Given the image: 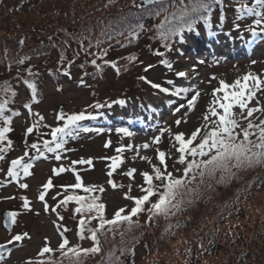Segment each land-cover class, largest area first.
<instances>
[{"label": "rangeland", "instance_id": "1", "mask_svg": "<svg viewBox=\"0 0 264 264\" xmlns=\"http://www.w3.org/2000/svg\"><path fill=\"white\" fill-rule=\"evenodd\" d=\"M259 10L258 6L257 11ZM258 18L255 15H241L234 1L224 0L211 19L210 28L204 22H199L194 32L185 31L183 39L179 38L168 52L167 60L173 64V71H169L165 65L161 64L158 57L154 58L155 45L144 44V41H141L140 43L144 46L139 54L142 56L136 62L141 63V66L139 65L138 70L135 68L119 78L108 76L106 81L97 82L98 84L93 81L81 84L77 81L78 72L75 70V80L65 79L61 88L53 80H48L44 88V98L34 104L31 110L22 105L26 100L22 90L17 104L21 111L8 125L11 131L7 134L12 148L8 147V150L0 153L4 157L0 160V243H6L13 231L28 232L31 239H26L23 245L17 244L11 256L6 258L5 264H22L23 261L37 257L45 242V237L49 239L51 247L57 248L62 239L61 231L71 243L75 244L78 241L72 204H67L57 210L64 217V220L60 221L54 212L45 213L42 203L37 199L39 191L42 190L41 186L49 178L52 179L54 187L49 190L46 199L53 207L64 196L65 191L62 186L76 183L75 176L78 172L84 185H97L105 188L103 193L94 194L99 196V201L106 205V217L112 218L113 213L120 207L130 211L134 206V201L124 198L127 185L132 184L130 195H142L138 187L143 183L140 173L151 171L150 165L142 157L148 156L154 163L157 162V154L154 150L156 147L166 150L172 140V135L176 132L185 133L187 138L196 128L205 124L203 116L207 114L212 100V90L219 85L220 79L232 83L249 71L264 76V24L257 26L255 20ZM249 28H254L256 34L253 35L248 30ZM34 61L43 67L39 60ZM253 61L256 63L253 64ZM149 64L154 67L145 72L144 69ZM136 70L148 80L169 89H173L174 86L200 89L201 96L195 108L187 107V99L193 94L191 92L176 96L171 92L164 93L154 89L149 84L148 87L151 90L147 88L145 93L135 91L137 85L141 83L137 78V73L136 77H133ZM182 70L188 73L187 79L175 75L176 71ZM6 76L8 74L0 73V79ZM168 80H173L174 85L168 84ZM141 94H146V99L152 106L149 105L150 103H145L146 100L142 99ZM118 98L124 103L117 104ZM96 103L109 106V108L103 107V110L98 113L97 108L90 107ZM181 104L185 107L177 112L176 109ZM250 106H264V93H258ZM241 111L238 106L233 108L237 116ZM60 112H64L66 116L84 112L86 119L90 114L98 113L96 118L99 126L87 128L89 131L78 129L62 138L64 148L59 150L61 160H56L55 153L45 151L44 142L51 141L53 139L51 132L56 127H62L66 122L58 119ZM178 119L182 121L179 125L175 123ZM249 119H264V113H254ZM33 124L36 125L33 132L27 133V128ZM121 128L128 129L133 135L126 136L118 131ZM165 128L171 129L172 135L164 132L161 143L153 145L154 138L160 136L161 130ZM108 141H111V144L105 147ZM8 143L7 141L5 145ZM34 143L40 146V151L44 155H39L36 149L31 148ZM145 143L150 144L148 149L141 147ZM128 145L132 147L125 148L122 154L116 151L117 148ZM21 157L24 158L25 163L32 165L31 176L25 177L23 174L20 176V182L27 183L28 189H21L19 184L7 175L11 161ZM111 157H120L123 160L111 177L117 184L124 185L123 188L112 189L107 182L109 179L107 173L111 170L110 165L112 164ZM176 158L175 150H173V159ZM81 159H91L93 163L91 165L72 164V161ZM173 159L167 161L168 170L173 171L175 176H181L184 166L174 164ZM61 166L68 168L69 171L55 175L53 169ZM131 168L137 170L134 179L125 175ZM25 196L39 211L38 216L32 212L23 211L22 197ZM239 197L242 202V213L225 212L216 219L218 212L211 211L214 209L212 208L208 215L200 216L203 223L198 229L187 230L186 233L175 231L172 240H166V248L155 251L152 257L144 258L146 251L139 247L137 264H184L190 255L201 249L199 240L207 239L214 233L221 235L227 241L223 240L225 242L223 250L219 251L212 262H226L231 257V262L234 261V264H248V258L252 256L249 264L264 263V257L257 256L263 254L258 244L264 243V184H261L252 194L248 196L242 194ZM5 211L21 213L17 218V224L13 225L11 230L5 228L3 223ZM56 225L62 226L59 231ZM256 237L261 238L257 240ZM242 240H244L243 243L253 240L250 249L242 245ZM84 245H91V240H84ZM58 253V251L55 252L56 256ZM240 257L243 258L242 262Z\"/></svg>", "mask_w": 264, "mask_h": 264}, {"label": "trees", "instance_id": "2", "mask_svg": "<svg viewBox=\"0 0 264 264\" xmlns=\"http://www.w3.org/2000/svg\"><path fill=\"white\" fill-rule=\"evenodd\" d=\"M232 1L235 2L237 9L242 3L258 8L255 0ZM189 2L190 0H184V3ZM209 2L212 8V19L221 3L218 0H209ZM179 5L180 0H165L163 4L148 6H144L142 0H0V73L8 74L0 79V103L8 101L3 114L0 115V128L8 127L9 124L5 123L6 117H10L12 121L20 113L21 108L17 104L22 90L26 96L22 105L31 103L33 106L44 98V88L47 86L48 80H53L61 88L65 79L75 80V70L78 72V83H81L82 80L85 84L88 81H93V83L106 81L108 76L119 78L135 68L138 70L139 65L141 66V63H136L142 56L139 54L144 46L140 43L141 41H144V44L155 45V53H164V56L155 54L154 58L158 57L159 61L167 59L168 52L177 43L180 36H175L168 41L171 45L170 49L165 48V42L159 38L157 25L164 21L165 16L170 15L174 10L173 6L179 7ZM93 7L94 10H92ZM157 12L159 15L156 14ZM199 22L204 21L199 20ZM138 25H143L144 30L140 31ZM134 30L139 33L138 36L129 35ZM104 52H107L106 56L102 55ZM131 55L138 57V60L129 62L126 58ZM20 59H24L23 64L17 63ZM93 59L102 66V70H98L92 64ZM34 60H39L43 67H40L39 63ZM106 60L116 62L121 69L120 72L117 73L110 64H106ZM29 69L31 72L28 71ZM137 70L133 77H136V73L138 74L137 78L143 76ZM25 81L37 85L36 100H31V90ZM139 82L141 83L137 85L135 91L145 93L149 88L148 83L141 80ZM6 84L11 87V91L7 93L3 91ZM149 89L151 90V88ZM13 92L16 93L15 96H13ZM141 96L146 100L145 103H150L146 99V94H141ZM120 100L118 98L116 103L118 104ZM105 101L107 102V100ZM149 105L152 106L151 103ZM105 107L109 108V106ZM97 110L99 113L103 108H97ZM98 113H92L88 119L80 121L78 129L99 126L96 118ZM260 120L253 119L255 123H259ZM242 124L246 126L245 121H242ZM7 133L6 139L0 142V146L4 145L2 148L8 150V147L12 148V144L5 145L7 141H11ZM234 171H236V176L227 183L218 182L221 175L219 172L215 178L205 176L203 183L197 175L195 181L189 185L191 188L198 189L197 194L193 197L195 203L190 205L185 203L182 209L175 212L174 215L154 217L151 221H149V214L145 210L137 217H133L134 220H139L141 226L133 228L131 232L125 231L123 237L119 233L124 231L126 226L120 228L115 236L111 232L106 237L101 235L102 252L85 258L84 264H104L110 250L115 251L122 264H133V261L134 264H137L139 247L146 251L144 258L152 257L155 251L166 248V240H172L175 231L186 233L187 230L198 229L203 223L200 216L208 215L212 208L214 209L211 211L218 212L216 219L225 212L242 213V202L239 196L242 194L248 196L255 192L261 184H264V167L257 166ZM65 195L88 196L89 193H85L83 189L68 188ZM151 199L152 202H155L156 197ZM185 199L187 200V197ZM70 204H72V212L75 216L78 240L75 244L70 242V246L91 247L92 241L91 245L85 246L84 240L87 238L84 240L79 238L78 222L81 218L87 219L94 213L78 214L75 212V208L79 205L75 201H70L68 205ZM147 207L146 205L145 208L147 209ZM96 226L98 225L95 220L87 225V227ZM88 235L86 230L85 236ZM260 238L256 237L257 240ZM68 240L70 241L69 238ZM223 240L225 239L221 235L215 233L207 239L199 240L201 249L190 255L184 264H234V261L231 262V257L226 262H212L219 251L223 250L225 244ZM243 242L244 240L241 243ZM252 242L253 240L245 241L242 245L248 246L250 249ZM258 247L263 254L257 256L263 258L264 243L261 242ZM121 248L132 249L135 255L131 252L121 254ZM205 249L209 251H205ZM49 256L54 260L61 259L62 264H69L68 259L63 258L60 252L57 256L55 252L46 254L43 259L47 260ZM251 258L252 256H249L248 264ZM240 260L242 262L243 258L240 257ZM259 262H262L261 259ZM262 264L264 263L262 262Z\"/></svg>", "mask_w": 264, "mask_h": 264}, {"label": "snow or ice", "instance_id": "3", "mask_svg": "<svg viewBox=\"0 0 264 264\" xmlns=\"http://www.w3.org/2000/svg\"><path fill=\"white\" fill-rule=\"evenodd\" d=\"M165 0H142L143 5H157L163 4ZM219 3H223V0H218ZM255 4L260 7L257 11L255 7H249L247 4L242 3L238 9L241 15H255L259 17L255 20V24L260 26L264 24V0H255ZM174 10L170 15L165 16L164 21L157 25L159 31V38L164 41V47L170 49L171 45L168 41L172 40L175 36H180L183 39V34L185 30L188 32H194L196 29V24L199 20H203L206 25L211 27V3L209 0H190L189 3H184V0H180L179 7L173 6ZM166 11L167 9H163ZM159 15V12L156 13ZM223 20L224 17L222 16ZM140 31L144 30L143 25L137 26ZM239 27V25H237ZM249 31L256 34L254 28H249ZM138 32L135 30L131 32L130 36H138ZM22 44L23 41L21 40ZM107 55V52L102 54ZM156 55L164 56V53L157 52ZM129 62H135L138 57L131 55L126 58ZM17 63L23 64L24 59H20ZM106 64H110L112 68L116 70L117 73L120 72V68L114 61H105ZM161 64L165 65L169 71H173V64L167 60L162 59ZM256 62L253 61V64ZM92 64L98 69L102 70V66L97 64L96 60H92ZM154 65L149 64L145 67V72L153 68ZM31 72V70H28ZM175 75L181 78L187 79L188 73L185 71H176ZM139 79L151 85L152 88L158 89L161 92L169 93L173 95L180 96L182 93H193L187 99V107L189 109H194L198 99L201 96V90L198 88H184L175 87L169 89L163 87L159 83H154L148 80L146 76H140ZM215 79V77H213ZM28 88L31 90V100H36L37 98V85L30 81H25ZM81 83H84L82 80ZM168 84L174 85L173 80H168ZM3 91L5 93L11 91L10 85L4 87ZM223 93V95H219ZM258 93H264V76L255 74L249 71L247 74L240 78H237L234 82L228 83L224 79L219 80V85L212 90L211 96L212 100L207 109V114L203 116L205 124L201 127L196 128L190 136L186 138L185 133L176 132L174 135L171 134V129L165 128L161 130V135L156 136L152 141L153 145H159L161 143V137L164 132L170 133L172 135V140H170L169 147L166 150H161L156 147L154 150L157 154L156 161L148 157H142L143 160L147 161L151 167V171H142L140 173L143 183L140 184L139 190L142 195L132 196L130 195L132 191V184L127 185V192L124 193V198L134 201V206L129 210L124 207L118 208L112 215V218H106L105 211L106 205L100 200L99 196L92 195L93 193L99 192L103 193L105 188L103 186L91 185L85 186L82 177L77 172L75 179L76 183L72 185L62 186L65 191L68 188L72 189H83L85 193H89L88 196H78V195H65L55 207L48 204L46 196L50 189L54 187L53 181L49 178L42 186V190L39 191L37 199L43 205V211L45 213H55L60 221L64 220V217L57 211L60 207L66 206L70 201H75L78 207L75 208V212L78 214L89 213L90 215L87 219L81 218L78 222L79 228V238L81 240L90 239L92 241V246L88 248H83L79 245L70 246V241L64 235V232H60L61 242L57 248L50 246V241L47 237L44 238V244L38 252V256L30 258L23 261L22 264H62L61 259H52L51 256L47 260L43 259L46 254L60 252L63 258H67L69 264H84L85 258L88 256H95L102 252L101 239L100 236H107L109 232L115 236L116 232L124 227V231H120V236L123 237L125 231L131 232L133 228L140 227L139 220H134L133 217H137L140 213L145 210L148 212V219L151 221L154 217L165 216L169 214H175V212L180 211L185 203L193 204L195 200L193 197L197 194V188H191L189 185L195 181L197 175L201 178V183L204 181V177L215 178L216 174L219 172L220 179L218 182L227 183L230 182L232 178L236 176V171L243 168H253V167H264V119H261L259 123H255L252 119L254 113L260 112L264 113V106L261 107H251L250 103L257 97ZM13 96L16 95L15 92L12 93ZM8 101L0 103V115L3 114L4 108L6 107ZM118 103L123 104L124 101L120 100ZM238 106L242 110L237 116L233 112V108ZM24 107L31 110L32 104L26 103ZM94 108H103L105 105L96 103L95 105H90ZM185 105L181 104L176 111L180 112L181 108ZM222 110V111H220ZM41 119H43L41 117ZM58 119L61 121H66L62 127H56L52 132V140L44 142V149L47 152L55 153V159L61 160V155L59 150L64 148L63 137L71 135L74 131L78 130V123L86 119L84 112L78 114L67 115L64 112H60ZM242 121L246 122V126L242 124ZM182 121L176 120L175 123L179 125ZM6 124H11V118H5ZM209 125H211L209 127ZM36 127L33 124L31 127L27 128V133H32ZM11 131L10 127L0 128V142L6 139V133ZM84 131H89V129H84ZM118 131L124 133L126 136H132L133 133L129 132L128 129L121 128ZM199 137V140H198ZM255 137V139H253ZM196 142V143H194ZM11 144V141H9ZM54 144V146H53ZM111 141L105 144V147H109ZM132 146H121L116 149L118 153H123L125 148H131ZM144 149H148L150 144L145 143L141 146ZM31 148L36 149L39 155H44L40 151V146L38 144H32ZM6 149L0 148V153H3ZM173 150H175L176 159H173ZM167 156V159H166ZM199 157V159H197ZM3 155H0V160H3ZM104 159V158H102ZM112 164L110 165L111 170L107 173L109 179L108 184L112 189L125 187L122 184H117L113 179H111L113 172L116 171L119 164L123 163L120 157H111ZM173 159V163L183 165V175L175 176L173 171H169L168 160ZM93 161L88 160H76L72 161V164H85L91 165ZM32 165L30 163H25L24 158L14 159L11 161V166L7 170V175L15 180L21 189H28L29 185L27 183L20 182V176L23 174L25 177L32 175L30 169ZM69 171L66 167L54 168L53 172L55 175H60L61 173ZM75 171V169H73ZM135 168L128 170L125 175L134 179V174L136 173ZM211 187V185H208ZM152 197H156L155 202H152ZM187 197V200L185 199ZM11 199V197H10ZM148 206L147 209L145 206ZM22 208L24 212H32L35 215H39L37 211L32 206V201L29 200L27 196L22 197ZM20 212L9 211L6 214V219L4 221L5 228H11V226L16 225L18 216ZM97 221L96 227H87L92 221ZM179 226V225H177ZM58 231L61 225H56ZM89 235L85 236V231ZM66 231V230H65ZM31 239V235L28 232L16 233L12 232L10 238L6 243H0V264H5L6 258H9L17 244L23 245V242ZM205 251H209L205 249ZM121 254L125 252H131L135 255L134 251L129 248H121ZM104 264H122L119 257L116 256L114 250H110L107 254V259ZM134 264V261H133Z\"/></svg>", "mask_w": 264, "mask_h": 264}, {"label": "water", "instance_id": "4", "mask_svg": "<svg viewBox=\"0 0 264 264\" xmlns=\"http://www.w3.org/2000/svg\"><path fill=\"white\" fill-rule=\"evenodd\" d=\"M144 6H148V5H144ZM8 213V211H5L4 213H3V223H4V221H5V219H6V214ZM9 230H11L12 229V226H11V228H8Z\"/></svg>", "mask_w": 264, "mask_h": 264}, {"label": "bare ground", "instance_id": "5", "mask_svg": "<svg viewBox=\"0 0 264 264\" xmlns=\"http://www.w3.org/2000/svg\"><path fill=\"white\" fill-rule=\"evenodd\" d=\"M208 36H209V35H208ZM208 36H207V37H208ZM209 37H210V36H209ZM207 41H208V39H207ZM182 71H183V70H182Z\"/></svg>", "mask_w": 264, "mask_h": 264}]
</instances>
